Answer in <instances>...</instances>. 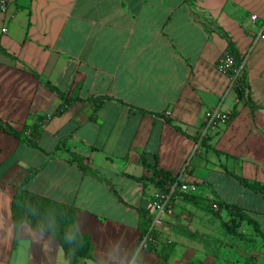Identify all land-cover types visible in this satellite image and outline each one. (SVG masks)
I'll return each instance as SVG.
<instances>
[{
    "label": "crops",
    "instance_id": "0c3cea01",
    "mask_svg": "<svg viewBox=\"0 0 264 264\" xmlns=\"http://www.w3.org/2000/svg\"><path fill=\"white\" fill-rule=\"evenodd\" d=\"M263 23L264 0H8L0 119L22 129L50 117L61 97L46 81L81 99L42 122L39 148L0 128V264H69L49 233L15 229L14 196L31 172L28 190L78 209V229L93 240L82 264L201 263L196 241L180 232L193 230L185 213L198 198L236 203L259 220L264 212L241 199L264 194L227 170L264 183ZM217 27L249 51L243 98L226 92L229 77L217 68L228 46ZM220 101L235 115L199 142ZM142 155L172 175L188 163L183 180L198 185L196 201L178 198L158 227L159 244L176 242L167 262L138 249L140 209L158 190L126 175L148 173Z\"/></svg>",
    "mask_w": 264,
    "mask_h": 264
},
{
    "label": "trees",
    "instance_id": "16d2710c",
    "mask_svg": "<svg viewBox=\"0 0 264 264\" xmlns=\"http://www.w3.org/2000/svg\"><path fill=\"white\" fill-rule=\"evenodd\" d=\"M187 1H189L192 6L195 5V0ZM217 30L228 40V46L221 56L224 54H229L233 57L234 62L232 68H239L244 63L241 74L236 81V87L234 88L237 96L239 98H243L245 96V92L249 89L246 73L247 63L245 61L249 51L246 53H241L229 33L220 27H217ZM46 83L53 90L57 91L61 97V102L52 115H50V117L61 114L73 102L81 99L78 96H68L67 92L59 90L49 81H46ZM247 98L249 102L252 101L250 94ZM93 99L94 98L91 100ZM252 106L257 107L253 104ZM235 113L236 110H234L231 115H235ZM50 117L46 118L45 120H48ZM45 120L42 122H45ZM42 122H35L33 124L28 123L24 126V128L16 129L9 122L0 119V128L11 135H14L20 140L27 141L32 147L39 148L40 146L38 145L37 138L40 136L42 131ZM175 128L179 131H182L181 127L178 125H175ZM72 160L75 161L83 170H87L83 164V158L81 156L72 154ZM141 163L147 169V174L133 176L126 173V175L142 182L143 184L153 182L159 190H165L166 184L169 181L177 179L178 175H172L170 171L160 168L157 162H149L144 155L141 156ZM227 172L234 175L246 188L254 192H260L264 194L263 182L236 175L228 170ZM32 175L33 172H31L28 177L17 186V191L14 196L12 213L16 231L21 224L28 223L37 230L49 233L55 240L58 241L63 251L64 257L69 264H82L86 259L93 258L92 236L89 233L80 231L77 226L78 209L71 204H67L28 190L25 187V183L32 177ZM177 197H183L185 200L196 201V194L194 192H180L178 193ZM209 211L217 217H221L222 212L226 211L229 217L228 220L222 219V224L227 230L228 234L241 240L247 239L248 237L245 232L240 230V226L246 222L249 226L253 227L255 234L261 238V241L264 244V227L251 212L247 211L246 208L236 203H230L223 200H210ZM140 213L141 219L139 226L142 239L147 234L154 217L152 199L148 207H142L140 209ZM184 234H188L190 238L195 240H200V237L197 236V232L195 231L185 230ZM152 236L153 240L148 242L145 250L156 251L158 256L163 261L167 262L176 246V242L166 239L161 244H159L161 237L158 230L153 231ZM223 246L224 245L222 244L219 246V251L221 248H223ZM245 263L250 264L249 260H246Z\"/></svg>",
    "mask_w": 264,
    "mask_h": 264
},
{
    "label": "rangeland",
    "instance_id": "374dc122",
    "mask_svg": "<svg viewBox=\"0 0 264 264\" xmlns=\"http://www.w3.org/2000/svg\"><path fill=\"white\" fill-rule=\"evenodd\" d=\"M234 193L239 200L242 198L241 190L236 189ZM241 200H245L252 205L251 207L264 212V199L259 196L250 194ZM194 205V208L186 209L185 217L192 224L193 230L191 231L197 232L200 240L190 238L188 234H184L186 229L180 228L181 233L196 241L194 246L199 253H204L200 254V257H203L202 262L198 263L199 260H196L193 264H248L245 263L246 260H249L250 264H264V244L255 234L252 226L246 222L240 226V230L245 232L247 239L235 238L227 233L222 224V219L228 220L229 217L226 211L222 212L221 217L213 215L209 211L208 198H198ZM257 217L264 227V215ZM221 244L224 246L219 251Z\"/></svg>",
    "mask_w": 264,
    "mask_h": 264
},
{
    "label": "built area",
    "instance_id": "2783aa9c",
    "mask_svg": "<svg viewBox=\"0 0 264 264\" xmlns=\"http://www.w3.org/2000/svg\"><path fill=\"white\" fill-rule=\"evenodd\" d=\"M8 6V0H0V9L5 10ZM252 19H256V15H252ZM264 28V23H263ZM8 31L7 27H2L0 29V33H6ZM258 38H264V30L259 35ZM256 39V40H257ZM248 56V55H247ZM245 58V61L247 59ZM244 61V62H245ZM234 59L229 54H224L221 56L217 62V68L219 71L224 73L229 77V86L226 92L233 90L236 87V81L241 74L243 65L239 68H232ZM170 114V111L167 112ZM231 118V112L229 110H225L222 107V101L219 104L205 113L204 122L199 133V142L205 139L214 129L222 124H226ZM188 163L185 165L182 172L177 176V179L171 180L166 184L165 190H157L153 197V209H154V217L150 228L147 234L141 239L138 249H146L148 242L153 240V231L158 230V227L164 220V217L167 214H170L174 210V204L178 199V193H189V192H196L198 189V185L195 182H186L184 181V176L186 174V170L188 168ZM134 259L129 261L128 264H134Z\"/></svg>",
    "mask_w": 264,
    "mask_h": 264
}]
</instances>
